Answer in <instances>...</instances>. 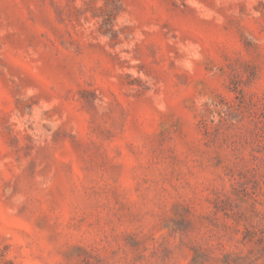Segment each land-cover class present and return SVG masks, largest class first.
I'll return each mask as SVG.
<instances>
[{
	"label": "rangeland",
	"instance_id": "rangeland-1",
	"mask_svg": "<svg viewBox=\"0 0 264 264\" xmlns=\"http://www.w3.org/2000/svg\"><path fill=\"white\" fill-rule=\"evenodd\" d=\"M0 264H264V0H0Z\"/></svg>",
	"mask_w": 264,
	"mask_h": 264
}]
</instances>
